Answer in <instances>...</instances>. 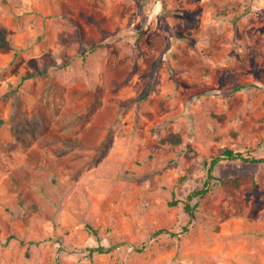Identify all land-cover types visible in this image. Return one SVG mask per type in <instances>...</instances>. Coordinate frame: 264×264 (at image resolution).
<instances>
[{
    "label": "rangeland",
    "instance_id": "rangeland-1",
    "mask_svg": "<svg viewBox=\"0 0 264 264\" xmlns=\"http://www.w3.org/2000/svg\"><path fill=\"white\" fill-rule=\"evenodd\" d=\"M0 30V264H264V161L189 197L264 156V0H0Z\"/></svg>",
    "mask_w": 264,
    "mask_h": 264
},
{
    "label": "trees",
    "instance_id": "trees-1",
    "mask_svg": "<svg viewBox=\"0 0 264 264\" xmlns=\"http://www.w3.org/2000/svg\"><path fill=\"white\" fill-rule=\"evenodd\" d=\"M124 32L123 30H119L117 31L116 33H113L112 35H110L108 38L109 42L111 41H114L120 37H123L124 35ZM0 40H4L5 41V37H4V34H3V31L0 30ZM99 43H92L90 45V50H93L95 49L97 46H98ZM224 159H241L245 162H248V161H251V162H261V161H264V156L263 157H255V156H252V155H247L245 156L243 154V152L241 151H236L234 149H231V148H226L222 151V153L219 155V156H215V157H212L210 158L208 161H206L204 164H205V167H206V179L204 180V185L201 189H197L195 191H193L189 197L191 198L192 196H195V195H203L207 190H208V187H207V184L209 183V178L210 177H213V169L215 167V165L221 161V160H224ZM172 204H175V201L172 202ZM184 209L191 215L193 216V208L189 205V203L187 202L185 205H184ZM90 228V230L96 234L97 230L95 229H92L91 227H88ZM104 249V247L102 245H99L98 247H96V250L98 251H102Z\"/></svg>",
    "mask_w": 264,
    "mask_h": 264
}]
</instances>
